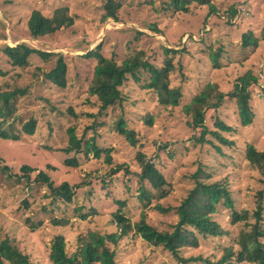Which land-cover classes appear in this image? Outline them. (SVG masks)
I'll list each match as a JSON object with an SVG mask.
<instances>
[{"label": "rangeland", "instance_id": "rangeland-1", "mask_svg": "<svg viewBox=\"0 0 264 264\" xmlns=\"http://www.w3.org/2000/svg\"><path fill=\"white\" fill-rule=\"evenodd\" d=\"M117 1L123 6L119 13L124 22L121 24L111 19L102 23L103 0H0V67L9 69L4 65L2 47L17 45L62 53L67 56L68 64L67 86L51 91V95L48 91L52 88L37 86L30 75L22 77L20 81L23 86L29 85V93L16 97L19 102L15 112L7 122L9 125L3 126L9 136H18L19 141L0 138V242L9 239L30 255L31 264H50L48 246L56 235L63 234L68 252H74L78 238L88 231L117 232L112 216L120 208L132 225L145 211L147 223L159 231L170 230L178 222L175 208L199 182L228 181L238 212L252 211L256 207V195L262 189L260 174L250 167L245 153L248 145L264 152V41L259 42L257 49L251 45L264 30V0H210L218 11L211 16L208 6L196 3L188 12L179 11V0H176L177 8L174 0ZM65 7L74 19L71 28L41 40L31 38L28 21L32 12L51 18L56 10ZM231 8L237 11L234 17L230 15ZM244 40L248 43L246 47L242 44ZM102 41L103 54L118 62L128 53L143 49L153 65L163 66L166 58L163 46L181 50L178 55H169L177 67L171 75V85L182 90L180 106L165 108L155 92L129 81L122 91L125 102L99 114L100 103L88 92L94 64L83 56ZM183 46L187 47L183 49ZM210 48L223 50L218 68L210 62ZM46 66L51 71L56 64L47 62ZM248 71L260 78L249 90L252 124L246 127L241 124L237 102L226 96L217 108L206 112L205 124L209 131L221 132L229 145L221 144L212 135H207V143L196 142L202 130L189 125L192 116L183 112L184 106L210 83L217 85L224 95L232 93L238 79ZM147 76L143 74L141 79ZM7 84L10 89L23 88L0 78V94ZM51 108L57 111L50 114ZM150 115L154 116L152 126L144 120ZM120 117L138 134L141 150L131 147L116 132L115 122ZM34 118L37 129L33 135L22 133V127ZM217 122L234 131H222ZM70 128L75 130L81 144L95 138L100 149H110L112 163L107 164L106 154L96 159L92 154L86 157L83 151L65 153ZM215 146L224 154L218 153ZM139 151L164 177L167 198L150 201L155 191L148 182H140ZM67 161L71 163L68 165ZM23 166L31 171L22 172ZM118 168L120 171L115 172ZM40 172L49 177L54 188L67 183L72 189L71 202L60 199V205L53 207L60 208L54 212L55 216L69 220L64 228L52 225L55 217L47 209L54 195L48 182L42 177H39L41 181L37 179ZM142 189L147 195L143 202L139 200ZM158 204L175 210L161 213L155 209ZM79 206H85L84 213L90 215L87 220L75 211ZM231 214L222 206L213 216L229 232L227 237L201 239L197 248H184L182 257L200 256L214 263L222 258L226 248L235 246L237 250L235 240L242 225L231 224ZM110 246L116 253L117 264H180L162 248L149 245L134 233L117 246Z\"/></svg>", "mask_w": 264, "mask_h": 264}, {"label": "trees", "instance_id": "trees-1", "mask_svg": "<svg viewBox=\"0 0 264 264\" xmlns=\"http://www.w3.org/2000/svg\"><path fill=\"white\" fill-rule=\"evenodd\" d=\"M179 11L188 12L189 7L194 3L206 5L209 7V15L218 13L217 9L210 3V0H179ZM154 3V1H153ZM177 3L176 0L173 4ZM104 14L101 18L102 23L108 20H113L117 24L124 23L119 16L123 10L122 3L117 0H103ZM176 7V6H175ZM132 8V7H131ZM177 8V7H176ZM68 9L60 8L54 12L51 18H46L39 12H32L28 21V31L32 39L41 40L47 36H53L60 32L64 33L67 29L74 25V19L69 15ZM230 15L236 16L237 11L234 8L230 9ZM136 23V22H132ZM155 29V28H154ZM157 29H155L156 31ZM137 35H142L144 32H136ZM254 39V38H253ZM260 41H264V30L261 37L252 41L251 45L257 49ZM184 42L183 44H186ZM104 41L96 48L88 52L83 57L93 62V75L89 86V95L97 98L100 103V113L107 111L113 106H121L125 102L123 98V89L129 81L138 83L142 89L150 92H155L158 95V101L161 106L179 107L182 99L181 87H172L171 75L177 71V67L169 55H178L181 50H172L167 47L162 48L166 56L163 66L153 65L146 57L143 49L132 51L118 62L114 57L108 58L103 54L105 46ZM244 47L248 45L246 40L242 41ZM187 46H183L185 49ZM222 49L213 50L210 48V62L216 67H220V58ZM2 52L5 54L6 60L4 65L9 66V69H3L0 74L2 81L19 84L23 88L10 89L7 84L4 92L0 94V138L19 141L18 136H9V133L3 130V126L10 121V118L15 112V105L19 102L16 97L29 93V85L23 86L21 83L22 77L30 75L32 83H37V86L43 88V85L48 88V94L55 89H64L67 86L68 64L66 63L67 56L62 53L45 52L38 49L29 48L25 45H17L16 47H2ZM55 63L53 70H48L46 63ZM143 74H147L146 79H141ZM36 79V80H35ZM259 76L253 74L252 71L246 72L238 79V84L232 93L224 95L220 93L217 85L207 84L200 93L193 96L184 106L183 112L186 115L192 116V122L189 124L193 129H201V135L196 142L207 143V135H212L221 144L228 146L229 142L220 133L211 132L205 124L206 112L212 108H217L221 101L227 96L235 99L238 107V116L243 126L252 124L254 115L250 107V88L258 84ZM13 80V81H12ZM146 80V81H145ZM145 81V82H144ZM38 88V87H36ZM214 101L217 103L215 104ZM55 108H51L50 114L56 112ZM71 111V110H70ZM70 111H67L70 112ZM147 125L152 126L154 116L144 118ZM9 125V123L7 124ZM217 127L225 132H233L234 129L227 127L221 122H217ZM37 129V120L34 118L22 127V133L33 135ZM115 129L118 134L126 139L133 148L142 149V145L138 146V134L134 129L129 128L126 120L120 117L115 122ZM69 144L64 149V152L69 154L72 152L83 151L85 156L92 154L96 159H100L103 154H106L107 164L112 163L110 149L102 150L97 144L95 138L88 140L87 143L81 144V140L76 136L73 128L68 130ZM208 144H213L208 142ZM231 145H233L231 143ZM217 148L218 153L223 155V151ZM246 161L253 169L257 170L261 177L262 189L257 193L255 204L256 207L252 211H236V204L233 198V192L229 187L228 181L215 182L212 184L197 183L195 188L182 201L181 205L176 209L178 222L167 231H159V229L147 223V214L142 212L140 220L131 224L129 218L122 213V208L117 210L112 218L117 225L118 231L111 234H102L93 230L88 231L86 235L78 238V245L74 252H68V244L63 234L56 235L48 246V258L50 264H117L116 253L111 249V244L117 246L118 243L126 238L131 233L141 237L153 247L162 248L169 253L174 260L180 264L205 263V264H230L233 261L236 263L248 264H264V152L258 151L253 145H248L245 153ZM137 159L141 165L142 173L139 175L140 182H148L154 189V194L150 195V201L153 199L161 200L168 197L169 193L164 189L166 182L162 174L157 170L154 164L147 161L146 156L139 151ZM1 161V157H0ZM69 161L66 164L69 165ZM71 165V164H70ZM1 169V166H0ZM6 169V167H4ZM121 168L115 170L120 171ZM22 172L28 174L31 168L23 166ZM39 177L48 182V186L53 192L52 201L48 205L47 213L54 215L52 225L57 227H66L69 220H60L55 216V211L60 208H53L54 204L60 205V199H66L71 202L73 198L72 189L67 183L62 184L58 188L53 187V182L43 172L39 173ZM80 188V186H77ZM76 188V186H74ZM139 196L140 201L146 198L145 190H141ZM56 192V193H55ZM49 197V196H47ZM147 206V202L144 203ZM150 204V203H149ZM124 205V204H123ZM224 206L231 211V224L242 225V230L239 233L237 240V250L233 247L225 249V254L217 262H212L202 257L184 258L181 251L184 248H197L201 239L208 238H223L229 235V232L224 230L214 219L213 216L218 214L219 208ZM149 207V206H147ZM89 209V208H88ZM155 209L161 213H170L173 208H164L161 204L155 206ZM85 206H79L75 211L80 214L83 220H87L90 215L84 213ZM92 210V209H89ZM94 213V210H92ZM191 229V230H190ZM196 233V234H195ZM30 255L20 251L14 246L9 239L0 242V264H31Z\"/></svg>", "mask_w": 264, "mask_h": 264}, {"label": "bare ground", "instance_id": "bare-ground-1", "mask_svg": "<svg viewBox=\"0 0 264 264\" xmlns=\"http://www.w3.org/2000/svg\"><path fill=\"white\" fill-rule=\"evenodd\" d=\"M12 45V44H11Z\"/></svg>", "mask_w": 264, "mask_h": 264}]
</instances>
